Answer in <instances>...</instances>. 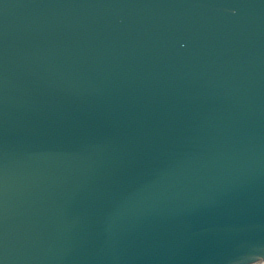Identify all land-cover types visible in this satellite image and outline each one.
<instances>
[{"label": "water", "instance_id": "95a60500", "mask_svg": "<svg viewBox=\"0 0 264 264\" xmlns=\"http://www.w3.org/2000/svg\"><path fill=\"white\" fill-rule=\"evenodd\" d=\"M264 261V0H0V264Z\"/></svg>", "mask_w": 264, "mask_h": 264}, {"label": "bare ground", "instance_id": "6f19581e", "mask_svg": "<svg viewBox=\"0 0 264 264\" xmlns=\"http://www.w3.org/2000/svg\"><path fill=\"white\" fill-rule=\"evenodd\" d=\"M254 264H264V261H259V262H256Z\"/></svg>", "mask_w": 264, "mask_h": 264}]
</instances>
